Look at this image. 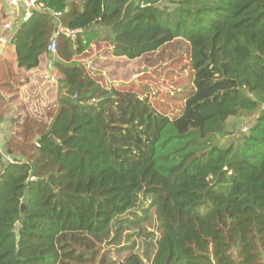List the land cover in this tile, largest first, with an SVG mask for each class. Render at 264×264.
I'll list each match as a JSON object with an SVG mask.
<instances>
[{
	"label": "trees",
	"instance_id": "obj_1",
	"mask_svg": "<svg viewBox=\"0 0 264 264\" xmlns=\"http://www.w3.org/2000/svg\"><path fill=\"white\" fill-rule=\"evenodd\" d=\"M71 5L36 0L2 51L0 120L14 121L0 148V264H264V0ZM174 38L190 43L194 74L176 117L75 59L96 39L136 58ZM44 54L59 98L39 120L20 91ZM104 242L123 258L99 255Z\"/></svg>",
	"mask_w": 264,
	"mask_h": 264
},
{
	"label": "rangeland",
	"instance_id": "obj_2",
	"mask_svg": "<svg viewBox=\"0 0 264 264\" xmlns=\"http://www.w3.org/2000/svg\"><path fill=\"white\" fill-rule=\"evenodd\" d=\"M27 1L20 0L22 5L19 3L17 12L14 15L8 14L6 19L1 16L3 7L0 4V59L3 49L11 41L12 34L14 35L18 25L25 19L26 13L35 7L29 8ZM71 2L72 9L82 8L83 0H71ZM64 18L63 14L59 16L63 23ZM7 24L10 28H6ZM112 50L113 47L109 42L96 39L85 53L75 56V59L84 63L90 75L94 76L103 87L132 91L141 97H147L157 111L170 117L181 114L186 96L194 90L191 45L187 40L184 38L168 40L157 49L136 58L117 56ZM42 60L43 64L32 75L30 84L20 91V99L24 98L27 101L29 115L37 119H40L38 117L42 119L49 110L55 109L59 98L58 78L50 73L52 70L49 68V55L43 56ZM254 118L255 116L245 118L244 130L249 126L248 122ZM13 121L14 119L9 115L0 120V148L3 147L4 138L11 134ZM241 130L237 129L234 135L237 136ZM156 220H158L157 216L152 214L146 223V229L156 231L157 237L159 232ZM124 244L126 242H122L121 245ZM98 254H107L110 259L117 262L123 258L125 252L119 254L116 245L104 242L99 246Z\"/></svg>",
	"mask_w": 264,
	"mask_h": 264
},
{
	"label": "crops",
	"instance_id": "obj_3",
	"mask_svg": "<svg viewBox=\"0 0 264 264\" xmlns=\"http://www.w3.org/2000/svg\"><path fill=\"white\" fill-rule=\"evenodd\" d=\"M29 1L30 0H28L27 1V5L29 6V8H30V3H29ZM22 2V1H21ZM20 2V0H17V1H15V2H12L11 0H0V4H1V6L3 7V12H2V15L1 16H3L5 19L7 18V15L8 14H12V15H14L16 12H17V10H18V8H19V3H20V5H22V3ZM21 7V6H20ZM13 17V16H12ZM85 53V52H84ZM43 56H46L45 54L44 55H42L41 56V62H40V65H39V67H37L36 69H33V70H31L29 73H28V76H29V82L26 84V85H24L22 88H24V87H27L29 84H30V81H31V77H32V75L37 71V70H39V68H40V66L43 64V60H42V58H43ZM22 90V89H21ZM20 95H21V93H20ZM22 97V96H21ZM23 98V97H22ZM23 101H24V103H25V107H26V110L28 111V113H29V107H28V105H27V101H26V99H22ZM38 103H40V101L38 100ZM30 114V113H29ZM47 114V113H46ZM36 116V115H35ZM33 117V116H32ZM38 118H40L41 119V117H38ZM46 118V115H45V117H42V119H45ZM39 119V120H40Z\"/></svg>",
	"mask_w": 264,
	"mask_h": 264
},
{
	"label": "built area",
	"instance_id": "obj_4",
	"mask_svg": "<svg viewBox=\"0 0 264 264\" xmlns=\"http://www.w3.org/2000/svg\"><path fill=\"white\" fill-rule=\"evenodd\" d=\"M29 3H30V8H31V7L35 6L36 0H30ZM30 16H31V10L29 9V11L26 13L25 20L28 19ZM6 28H10V25L7 24ZM48 49L51 52H56V39H55V37L52 39Z\"/></svg>",
	"mask_w": 264,
	"mask_h": 264
},
{
	"label": "water",
	"instance_id": "obj_5",
	"mask_svg": "<svg viewBox=\"0 0 264 264\" xmlns=\"http://www.w3.org/2000/svg\"><path fill=\"white\" fill-rule=\"evenodd\" d=\"M13 38H15V35L13 36ZM9 153H11V150H9ZM4 160H7V156H4ZM14 160H17V158H15ZM25 201H26V199H25ZM21 212H22V215L24 216V212H25V204L24 203L21 205ZM20 226H21V224L19 222L15 225V231L17 233V242L18 243L21 240Z\"/></svg>",
	"mask_w": 264,
	"mask_h": 264
}]
</instances>
